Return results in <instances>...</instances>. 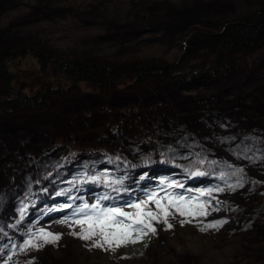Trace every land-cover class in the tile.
<instances>
[{
    "label": "rangeland",
    "instance_id": "obj_1",
    "mask_svg": "<svg viewBox=\"0 0 264 264\" xmlns=\"http://www.w3.org/2000/svg\"><path fill=\"white\" fill-rule=\"evenodd\" d=\"M21 1L0 0V38L13 51V85H27L26 94L43 104L35 109H11L13 102L6 100L14 96L0 92L1 189L13 191L14 185L25 186L26 173L33 170V192L23 196L31 200L26 208L34 201L53 203L67 198L72 200L67 205L71 208L77 191L86 190L84 185L91 183L90 171L73 178L71 183L76 188H68V183L50 186L48 182L65 160L76 163L93 157L101 160L94 159L100 163L99 170L106 169L100 172L103 181L99 188H108L109 196L120 194L123 188L121 176L114 173L120 167L136 170L152 164L163 170V165H173L170 171L178 168L188 172L197 183L198 178L212 175L222 181L214 190L223 191L204 189L194 194L187 185L185 190L177 185L171 194L198 198L200 203L207 200L211 205L208 215L193 219L176 214L168 218L171 229L163 222H153L155 234L142 235L146 241L136 244L142 247L152 240L150 261L130 264H176L175 260L179 264H203L202 254L181 252L184 239L191 236L213 239L214 246L205 253L211 264H264V46L254 54H240L242 62L215 79L191 72L182 76L148 74L136 80L133 73L122 68L112 86L108 85L112 80L102 79L97 85L69 86L59 94L42 89L41 83L50 84L51 77L40 71L43 65L38 61L51 55L57 60L86 58L101 65L157 62L173 71L204 69L214 55L198 41V32L223 33L232 23L260 10L262 0ZM208 121L215 122L220 132H215L217 127H205ZM174 131L182 136L173 135ZM185 138L190 143L182 144ZM72 144L79 152L72 153ZM235 144L247 147L244 153L251 156V170L246 168L249 164L229 154V147ZM182 154L184 157H178ZM234 170L243 173L242 181L235 179ZM228 184L239 186L233 189ZM243 189L256 195L251 206L235 197ZM149 196H133L130 204ZM3 197L0 192V199ZM162 205L167 206L163 201ZM126 206L124 211H133ZM149 207L155 210L154 205ZM136 218L143 219V212ZM221 221L218 228L205 227ZM234 224L238 230H231ZM6 230L0 231L1 241ZM47 232L60 239L33 248L29 257L13 264H71V258L60 253L42 256L47 246L64 248L58 243L65 237L63 231Z\"/></svg>",
    "mask_w": 264,
    "mask_h": 264
},
{
    "label": "bare ground",
    "instance_id": "obj_2",
    "mask_svg": "<svg viewBox=\"0 0 264 264\" xmlns=\"http://www.w3.org/2000/svg\"><path fill=\"white\" fill-rule=\"evenodd\" d=\"M23 2L27 3L29 1L22 0L21 3ZM3 42H5V40L1 37L0 46H3ZM206 122L207 121H204V123ZM203 125L205 127L210 126V128L217 127V130L215 132H220V129L215 122L208 121V124ZM172 134L176 136L179 135L180 137L182 136L180 132L176 131H174ZM187 142L190 143V141L185 138L182 141V144H186ZM205 142L209 145L208 141ZM206 144L205 147L210 148ZM217 147L218 146H216V148ZM140 148H142V146H140ZM229 148V154L237 157V160L239 162L242 161L246 164H249L246 168L251 170V156L249 157V155H245L244 153L245 151H247V147H245V150L243 146L241 147L238 144H235L233 146L234 149L231 148V146ZM233 150L239 152L240 156L238 157L235 152H233ZM132 152H134V150H132ZM202 153L203 151L200 152L199 157L202 155ZM175 156L177 155H174L173 157ZM178 157H184V155L182 154ZM94 159H97V161H99V157L82 159V162L78 161L76 163L65 160L60 168L56 170V175L52 177L48 182L50 186H63L66 185L65 183H68V188H76L77 185L71 183L73 181V178L78 173L90 171L92 183L87 186L86 190L81 189L77 191V202L73 206L74 210L79 208L80 204L85 201L88 202L89 205H94L105 200V205L107 207H121V205H129L133 196H147L148 193L155 194L158 190L161 191V193H159L160 196L164 197L170 191L171 193H173V190H175L176 188L169 187V185H178L180 187L182 186V190H185V185H187V190L192 191L194 194H197L204 189L216 191L214 190V186L222 183L221 179H216L212 175H208L204 177V179L198 178L197 183V181H193L191 174L188 175V172L182 173L180 170H178V168L174 172L170 171V168H173V165H163V170L153 168L154 166L152 164L150 166L140 165L136 170L135 168H132V170L135 171H132L131 169H129V167H120L118 169H114V173L121 176L123 180V188L121 189L120 194L116 193L115 195L109 196V194L107 193V189H96L98 186L97 183L103 180L100 176V172L106 169L99 170L98 166L100 165L101 160L99 161L100 163L97 164L94 163L96 162V160ZM247 160L250 162H246ZM89 164H92L94 166L90 167ZM183 166L186 167V165ZM175 167L178 166L174 165V168ZM226 171L227 173L230 172V170ZM202 172L206 171L202 169ZM211 172H213V170H211ZM27 173L25 180H27L28 182L25 183V186L19 187L17 185L15 188L14 185L15 190L13 191L9 190L7 187L3 189H1L0 187V192H3L4 194V197L0 199V231L7 229V232L3 235V240H0V264H13L19 258L29 257L34 251L33 248H28L27 251L21 252L19 250L20 245L26 239H28L32 233L38 231L41 228H43L46 232L51 230L63 231L65 236L63 240H61L60 242L58 241L59 245H63L64 248L60 247V249L58 248L59 250H53L54 247L47 246L45 248L46 252H43V254L45 255L42 256L60 253L63 254L61 256L63 258L70 257L71 264H87V262L88 264H130L137 261H150L151 256H149V253L151 252V247H153L152 240H150L147 244L141 245L142 247H137L136 244L145 242V238L140 239L136 243H127L123 246L115 247L114 249L108 248L107 246H105V248L94 247V241L95 239H98V237L93 238V240H84L81 239L78 235H73V232L81 233L82 227L80 225L71 223V220L77 219L76 217L68 216L70 214L61 212L62 209L66 207L65 204H60L59 201H55L53 203H51V201H49L50 203L44 201H34L32 202V204L29 203V208H26L25 204L30 202L31 200L27 199V197H24L23 199V196L27 192H33V183L31 179L34 174L33 170ZM233 174L236 180L242 181V172H240L239 170H234ZM62 177H66V179L62 180ZM68 180L70 182H68ZM199 180L203 181L199 182ZM242 183L244 182H241V184ZM248 190L249 189H243L242 191L237 192L235 195V197L239 198L241 203L245 206H251L254 198H256V195L251 194V191ZM105 197H107V199H105ZM21 199L23 200V203H21ZM204 202L208 201L204 200L203 203ZM127 209L129 208L127 207ZM174 217H177V215H175ZM62 221L69 222L62 223ZM86 225L88 226V224L86 223L83 225V228H85ZM231 230H238V226L234 224ZM202 238L203 239H199V236H191L184 239L183 243L185 247L181 249V252L183 251V254L185 252L189 256L194 253H197L200 256L202 254L203 260H201V262L203 264H211V258L206 257L205 253L207 252L206 249L210 251L211 247L214 246L213 239L208 237ZM256 246H258V244ZM9 256L12 257L11 260H8ZM117 257L119 258L114 261L113 259ZM172 262L173 260L170 259V263ZM175 263L177 264L178 262L175 260ZM146 264L152 263L146 262Z\"/></svg>",
    "mask_w": 264,
    "mask_h": 264
},
{
    "label": "trees",
    "instance_id": "obj_3",
    "mask_svg": "<svg viewBox=\"0 0 264 264\" xmlns=\"http://www.w3.org/2000/svg\"><path fill=\"white\" fill-rule=\"evenodd\" d=\"M261 4L260 10L232 23L223 33L198 32V41L214 55L213 61L206 65L204 69L173 71L170 66L161 65L157 62L147 65L136 63L122 66L101 65L93 63L86 58L67 57L57 60L51 55H45L38 59L39 63L41 62L43 65L40 71H46L44 74H48L47 76L51 77V80L50 84L41 83V87L44 90L59 94V90L65 91L69 86L78 87L80 83L95 85L97 82H102V79L105 81L112 80L108 84L112 86L113 80L118 76L122 68L133 73V77L136 80L145 79L148 74L182 76L191 72L198 77L219 78L224 72L231 71L242 62L243 58L239 56L240 54L251 55L263 48L264 0L261 1ZM3 46V50L0 53V92L3 94L10 93V95L14 96V99L6 100L10 103L13 102L11 103V109H35L40 107L43 104L42 102L38 101L34 95L26 94L27 85L22 84L18 88L13 85L15 79V74L11 67V62H13L14 58L13 51L8 45L4 44ZM55 83L57 86L53 87ZM39 92L41 94L43 90ZM70 147L72 152L79 150L73 144ZM261 196L264 199V191L261 192Z\"/></svg>",
    "mask_w": 264,
    "mask_h": 264
},
{
    "label": "snow or ice",
    "instance_id": "obj_4",
    "mask_svg": "<svg viewBox=\"0 0 264 264\" xmlns=\"http://www.w3.org/2000/svg\"><path fill=\"white\" fill-rule=\"evenodd\" d=\"M203 174V173H197ZM223 178V177H222ZM229 188L238 187V184H228ZM169 187H177V185H169ZM182 187V186H181ZM216 191H223L222 188L216 189ZM206 195V193H200V196ZM211 195V193H207ZM107 199V197H105ZM162 201L167 206L162 205ZM149 205H154L155 210ZM67 207V206H66ZM126 207L133 209L132 212H126L121 207H108L105 208L101 204H94L89 206L84 204L76 212L77 218L71 220L72 224L80 225L82 227L81 233L73 232V235H78L84 240H93L94 247L115 248L123 246L127 243H136L142 235H147L149 232L155 234L156 228L153 226V222H163L171 229L172 224L168 222L169 217H173L176 214L180 216H190L193 219L198 216L206 217L208 215V209L211 207L210 203H200L198 198L188 199L184 196H175L168 194L161 197L159 193L152 194L147 200L129 204ZM143 212V219H136L137 216ZM69 221H62L67 223ZM191 222L190 220H182L181 223ZM87 223L88 227L83 228V225ZM223 223H209L206 228H218ZM60 239L59 235H54L50 232H46L43 228L32 233L28 239H26L21 245L19 250L21 252L27 251L28 248H39L45 243H54ZM119 241V242H117ZM12 257L9 256L8 260Z\"/></svg>",
    "mask_w": 264,
    "mask_h": 264
}]
</instances>
